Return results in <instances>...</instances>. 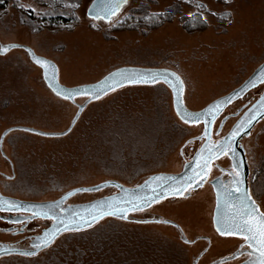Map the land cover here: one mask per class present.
Returning <instances> with one entry per match:
<instances>
[{
	"label": "rangeland",
	"instance_id": "obj_1",
	"mask_svg": "<svg viewBox=\"0 0 264 264\" xmlns=\"http://www.w3.org/2000/svg\"><path fill=\"white\" fill-rule=\"evenodd\" d=\"M14 1L0 15V49L30 48L55 64L59 83L68 88L97 83L121 68L167 69L183 83L185 107L200 111L239 87L264 62V0H128L110 22L86 17L91 0H73L71 6L68 0ZM18 4L31 5L40 15ZM55 14L71 20L59 27L42 22ZM145 15L172 19L150 28ZM87 101L86 96L69 101L55 95L23 49L0 55V197L43 203L111 180L132 187L150 175L180 171V151L189 157L202 133L201 126L177 118L163 84L126 86ZM81 106L72 130L61 135ZM245 148L252 170L261 173L256 195L264 212V120ZM115 193L114 188L79 193L64 206ZM158 210L177 221L189 240L210 238L211 248L198 264L230 256L240 243L209 230L206 205ZM51 223L36 218L23 229L18 224L12 234L0 221V242L23 239L20 248L32 250ZM204 248L203 243H181L179 233L167 226L108 217L89 229L62 234L35 256L1 257L0 264H192Z\"/></svg>",
	"mask_w": 264,
	"mask_h": 264
},
{
	"label": "snow or ice",
	"instance_id": "obj_2",
	"mask_svg": "<svg viewBox=\"0 0 264 264\" xmlns=\"http://www.w3.org/2000/svg\"><path fill=\"white\" fill-rule=\"evenodd\" d=\"M69 6L72 5L73 0H68ZM128 0H91V5L87 9V14L92 19L111 20L120 10L121 6L127 4ZM25 11L31 9V12L40 15L36 8L31 5L18 4ZM78 7V2L75 3ZM198 7L207 9L206 5L200 4ZM192 16V13H188ZM216 15V13H212ZM95 27V25H93ZM0 51H7V49H0ZM33 60L41 65H47V61L40 57L35 56L31 50H28ZM168 73H152V72H128L126 70H117L109 73L104 77L102 81H99L92 87H77L74 89L57 88L56 94L65 99H71L77 95H87L92 99H99L101 95L114 91L124 85L132 84H153L157 82L159 77L170 83L176 92V107L177 115L184 123L199 124L203 121V131L199 137L203 141L201 148L198 150L196 156L191 163L186 162L185 167L191 168V172L179 179L176 177H156L154 181H145V186L149 189L145 196L136 197L137 202L124 201L125 204H131L132 210H136L141 206L162 199L164 196H178L183 195L184 192L195 187H202L203 183L208 175V172L212 166V161L221 155H228L231 163V170L221 169L222 172L227 171V174L232 177L231 186H226L218 178L214 181V187L216 188L217 199V217L215 220L216 231L221 236H238L241 237L243 243L240 244L234 255L239 256L242 252H246L249 257L246 264H264V212L259 210V206L255 199H253V193L250 192L246 178L241 172L243 167L242 161L237 159V151L234 145L237 143V137L242 132H245L244 126H237L233 129L231 134L225 138L212 142L210 134V124L214 120L216 114L220 112L222 106L242 95L249 86L254 87L257 83V78H253L248 81L244 88L239 92H233L231 95L219 99L209 105L206 109L199 112H188L186 109L181 108L182 101L180 99V93L182 90V82L178 81L173 83ZM47 77V72L45 73ZM260 79L264 82V70H261ZM55 78V73L50 79ZM51 86V85H50ZM264 115V97H261L257 105L253 106V109L249 111V118L247 124L251 125L252 121L257 117ZM28 131L35 132V129H29ZM37 135H57L56 133H36ZM62 134V133H61ZM250 134V133H249ZM153 183L155 187H153ZM98 190L99 186H95ZM159 189V190H158ZM91 190V189H85ZM224 206H231L230 215L225 216L221 211ZM59 205H50L46 209H40L39 211H32L31 209H21V205L0 199V210H16V211H32V217H49L54 221L51 231H45L42 235L37 237V242L33 243L32 250L22 253L25 256H33L36 254L37 249L42 246H46L54 241L56 236L61 231L78 230L80 227L89 226V220L83 216H80L78 212H72L70 215L65 213L64 209H61V213L64 215H58L55 209ZM93 209L97 210V214L91 215V221H96L98 217L105 215H117L120 214V218L127 219L126 213L129 211L128 207H116L111 202H103L101 204L92 205ZM79 217V219H77ZM13 223H20L18 220H13ZM187 242V241H186Z\"/></svg>",
	"mask_w": 264,
	"mask_h": 264
},
{
	"label": "flooded vegetation",
	"instance_id": "obj_3",
	"mask_svg": "<svg viewBox=\"0 0 264 264\" xmlns=\"http://www.w3.org/2000/svg\"><path fill=\"white\" fill-rule=\"evenodd\" d=\"M256 78H257V83L255 84L254 87L249 86L247 88V90L242 93L241 96L234 98L231 101V103H227L226 105L222 106L220 112H218L216 114V116L213 120V125L211 127L210 134H211L212 142H215L217 140H220L222 138L229 136L231 134L232 130L237 128V126H244L245 127V132H242L240 134V136L237 137V143L234 145V147H236L237 159L242 161V164H243V167L241 168V172H242L243 176L246 178L247 186H248L250 192L253 193V199L256 200L257 205L259 206L258 200H257V195H256V189H257V186L260 185L259 184L260 183L259 178L261 176V173H259V171H257V170L256 171L252 170L253 169L252 162L248 159L247 151L245 148V143L250 138L253 130L256 128V126L262 120H264V118H262L253 127H250V125H248L246 123L247 119L249 118L248 114H249L250 109H253V106L257 103V101L264 94V82L261 81L259 75ZM260 88H262L261 93L259 95H254V91H257ZM230 93H228V94H226V95H224L218 99L224 98L227 95H229ZM214 101H212V102H214ZM211 103H209V104H211ZM191 126H197V125H191ZM198 126H201L202 131H203V124H198ZM199 137H200V135L195 140L197 145L191 146L189 148L188 153H191V155L189 157H185V155L183 154V150L180 151V157L183 160L182 167H181L180 171L170 172V173H156V174H179V173H181L183 168L186 165V162L191 163L193 161L194 157L196 156L198 150L201 148L203 141L201 139H199ZM231 163H232V161L230 160L228 155L219 156L218 158H216L212 161V166L208 172V175H207L202 187L197 188V187H195V185H193V187L187 189L183 195L166 197V198L162 199L161 201H159V202H157V203H155V204H153L147 208H144L142 210L127 214L128 218L124 219V220L127 223H137L139 225L140 224L141 225L154 224V225H158V226H167V227L173 228L174 230H176V232L179 233L180 242L185 244V245H188V246H194V245L199 244V243L205 244V248L203 249V251L196 257V259L192 263V264H198L201 261V259H203V257L208 253L209 249L211 248L210 238L206 235H198V236L194 237L192 240H189L187 238V235L184 233L182 226L177 221L163 216L162 215L163 213H161V211H159L158 208L160 206H163L167 209H174V208L179 207V206H189V205L197 207V208H202L203 206L206 205V212H208L207 216H208L209 230L216 237H218L220 239L230 238V239H236V240L240 241L237 248L230 254V256H226V257H223L221 259H216V261H213L210 264H229V263L236 261V260H239L241 258H244V259L241 261L239 260L236 264H242V263L248 261L249 257L247 256L246 252H242V254L239 256L234 255L236 253L237 249L239 248L240 244L243 243V240L241 237H238V236H221L216 231L215 220L217 217V199H216V188L213 185H214V181L218 178L226 186H228V187L231 186L232 177H230L227 174V171H224V172L221 171V169H225V170L230 171L231 170ZM188 169H189V171H188V174H189L191 172V168H188ZM156 174H153V175H156ZM151 176L152 175H150L149 177H151ZM148 178H146V179H148ZM144 181H142V183ZM140 184H138V185H140ZM138 185H135V186H138ZM135 186H132V187H135ZM203 197H205V198H203ZM6 198H10V197H6ZM0 199H1V197H0ZM155 207H156V210L153 213H151L150 211L152 209H154ZM259 210L261 211L260 207H259ZM221 211L225 214V216H227V214L229 212H231V206H224L221 209ZM149 212H150V214L147 215V213H149ZM135 215H139V217H136ZM31 216L32 215L28 211L12 212L11 210H7V209L0 210V221L10 225L8 232H11L12 234L18 233V230L16 229V226L18 224H22V226H23L22 229H23L28 223H30L31 221L29 219ZM12 218H15V220L20 221V223H13V222H7L6 221V219L11 220ZM22 229L19 232H21ZM23 241H25V240L21 239L20 241H17L15 243H10V244H5V243L0 242V248H2V246H8L11 248L22 249L20 247L22 246ZM36 242H37V239L34 242H32V244L36 243ZM32 244L30 245V247L32 246ZM12 256H14V255H12ZM4 257H6V256H4Z\"/></svg>",
	"mask_w": 264,
	"mask_h": 264
},
{
	"label": "water",
	"instance_id": "obj_4",
	"mask_svg": "<svg viewBox=\"0 0 264 264\" xmlns=\"http://www.w3.org/2000/svg\"><path fill=\"white\" fill-rule=\"evenodd\" d=\"M90 5H91V3L89 4V6ZM125 5L126 4H124V5L121 6V10L125 7ZM119 12L115 16H113L111 18V20H113L119 14ZM86 17L89 18V19H91V20H93V21H103V22H110L111 21V20H103V19H99V20L92 19V18H90L88 16L87 10H86ZM4 49H7V51H0V55L6 54L7 52H9V51H11L13 49H23L24 51H26L28 53V55L30 57V60L32 62L36 63L33 60L32 56L29 54V51L28 50H31V49L28 48V47L21 46V45H8V46L4 47ZM31 52L35 56H37L32 50H31ZM37 57H39V56H37ZM40 58H42V57H40ZM42 59L48 62L47 65H44V66H41V65L38 64L40 66L42 72H43L44 81H45L46 85L49 87V89L55 95H57L56 94V89L57 88H68V87H65V86H63V85H61L59 83V80H58V70H57V67L55 66V64L52 63L51 61L45 59V58H42ZM117 70H126L128 72H131V71L134 70L136 72H146L147 71V72H152V73H168V74H172V75L169 76V79H171L173 83H176L177 82V78H178V81L179 82H182L181 79L179 78V76L176 73H174L173 71L167 70V69L121 68V69H117ZM117 70H115V71H117ZM261 70H264V63L261 64L253 72V74L240 87H238L237 89H235L234 91H232L229 95H231L233 92H239L242 88L245 87V85L248 83V81L252 80L254 77L256 78L260 74ZM115 71H113V72H115ZM46 72H47V77L45 76V73ZM53 73H55V78L54 79H50L53 76ZM108 75H106V76H108ZM102 80H100V81H102ZM97 83L89 84V85H84V86H79V87H92L93 85H96ZM155 84H163V85H165L169 89V91L171 93V97H172V108H173V111H174L175 115L177 116V118L182 123H184V121H182L180 119V117L177 115L176 92L173 89L172 85L170 83L166 82L163 79L162 76L159 77L157 79V82L156 83H153V84H132V85H124L122 87L134 86V85H155ZM122 87H120V88H122ZM75 88H77V87H75ZM120 88H117V89H120ZM68 89H74V88H68ZM117 89H115V90H117ZM109 93L110 92L101 95L100 98L104 97L105 95H107ZM183 95H184V86H183V83H182V90H181V93H180V99L182 101V105H181L182 110L183 109H186L188 112H199V111H191V110H189V109H187L185 107L184 101H183ZM229 95H227V96H229ZM81 96L88 97L87 103H89L91 101H94V100H97V99H92L91 97H89L87 95H77V96H74L71 99H67V100L73 101L74 98L81 97ZM59 97H61V96H59ZM261 97H264V94ZM61 98H63V97H61ZM217 100H219V99H217ZM217 100H215V101H217ZM258 101H257V103L255 105L258 104ZM214 102H212V103H214ZM211 104H209V105H211ZM209 105H207L203 109H206ZM83 109H84V106L79 107L78 113H77L76 117L74 118L73 123L61 135L68 134L72 130L73 126L75 125L76 121L78 120L79 116L81 115ZM262 118H264V115L257 117L256 120L252 121V124L250 125V127H253ZM184 124H186V123H184ZM199 124H203V121H201V123H199ZM187 125H198V124L187 123ZM212 125H213V120H212V123L209 126L210 127V132H211ZM188 171H189V169L187 167H184L183 170H182V172L179 173V174H156V175H152L151 177H149L145 181H149V180L154 181L156 177H176L177 179H179L180 177L188 174ZM145 181L143 183H141L140 185L135 186V187H125L122 184H120L119 182L114 181V180L106 181V182H103L101 184L95 185V186H99L98 190L95 188V186H91V187H79V188H75V189L69 191L68 193H66L65 195H63L62 197H60L59 199H57L55 201H49V202H43V203L25 202V201H20V200L12 199V198H6V197H1V199L15 202V203L21 205V209H31L32 211H39L40 209H46L50 205H59V207H57L55 209V211H56V213L58 215H64L65 213L70 215L72 212H78L80 214V216H83V217H85V218H87L89 220V226H87V227H83L82 226L78 230H72V231H66V232L65 231H61V233L56 236V238L54 239V241L52 243H50V244H48L46 246H42L39 249L35 250L36 251V254L35 255H37L39 252H41V251L45 250L46 248H48L49 246H51L55 242V240L59 236H61L62 234H64V233L79 232V231H83V230L89 229V228L93 227L94 225H96L97 223H99L100 221H102L103 219L108 218V217H111V218H114V219L124 220V219L120 218V214H117L115 216H113V215H105L103 217H98L97 220L94 221V222L91 221L90 216L97 214V210L96 209H93V207H92V205H94V204H101L103 202H111L116 207H128L129 208V211L126 213V215H127L129 213L136 212V211L142 210L144 208H147V207H149V206H151V205H153V204L161 201L162 199L171 196V195L164 196V198H162V199H157L156 201L151 202V203L147 204L146 206H141V207H139L136 210H132L131 204H125L124 201H130V202H137L138 203V201H136V197H138V196H145L146 193L149 191V189L145 186ZM153 187H155V184L154 183H153ZM106 188H114L116 190V193L113 194V195L106 196V197H103L101 199H97L95 201L86 203V204L74 205V206H64V203L68 199H70L71 197H73L76 194L85 193V192H97V191H100V190H103V189H106ZM85 189H91V190H87L86 191ZM61 209H64L65 210V213H61V211H60ZM11 211L12 212H24L23 210H20V211L11 210ZM32 211H28V212L32 215ZM230 213L231 212H229L227 215H230ZM36 218H43L45 220H50L52 223H51L50 227L46 231H51L52 230L54 221H52L49 217H44V216L32 217L31 216L29 220L32 221L33 219H36ZM77 219H79V217H77ZM13 220H15V218H12L11 220L10 219H6L7 222H12ZM26 251H30V250H23V249L11 248V247H8V246H2V248H0V257L12 256V255L22 256V257H31V256H25V255L22 254V253H24ZM35 255H33V256H35ZM246 262H244L242 264H246Z\"/></svg>",
	"mask_w": 264,
	"mask_h": 264
},
{
	"label": "trees",
	"instance_id": "obj_5",
	"mask_svg": "<svg viewBox=\"0 0 264 264\" xmlns=\"http://www.w3.org/2000/svg\"><path fill=\"white\" fill-rule=\"evenodd\" d=\"M14 3H15L14 0H0V15L7 9L9 5L12 4L14 5ZM143 18L146 23L148 22L150 28H156L165 22L171 21L172 15H157V16L145 15ZM192 19H194V17ZM42 20H43L42 22L45 23L47 22L52 27H59L62 26L63 24H66L71 19H68V17L63 16L61 14H55L49 17L45 16L43 17ZM187 25L190 27L189 30H191L192 24L187 23Z\"/></svg>",
	"mask_w": 264,
	"mask_h": 264
}]
</instances>
